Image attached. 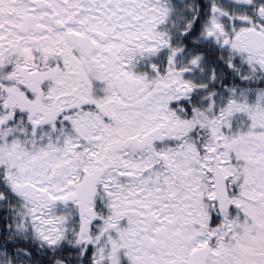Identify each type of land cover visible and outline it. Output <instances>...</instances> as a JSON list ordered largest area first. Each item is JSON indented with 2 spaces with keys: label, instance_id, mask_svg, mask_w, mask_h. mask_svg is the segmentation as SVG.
Listing matches in <instances>:
<instances>
[{
  "label": "snow or ice",
  "instance_id": "snow-or-ice-1",
  "mask_svg": "<svg viewBox=\"0 0 264 264\" xmlns=\"http://www.w3.org/2000/svg\"><path fill=\"white\" fill-rule=\"evenodd\" d=\"M0 264H264V0H0Z\"/></svg>",
  "mask_w": 264,
  "mask_h": 264
}]
</instances>
